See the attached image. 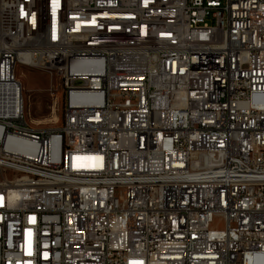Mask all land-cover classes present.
<instances>
[{
	"label": "built area",
	"instance_id": "1",
	"mask_svg": "<svg viewBox=\"0 0 264 264\" xmlns=\"http://www.w3.org/2000/svg\"><path fill=\"white\" fill-rule=\"evenodd\" d=\"M0 264H264V0H0Z\"/></svg>",
	"mask_w": 264,
	"mask_h": 264
},
{
	"label": "rangeland",
	"instance_id": "2",
	"mask_svg": "<svg viewBox=\"0 0 264 264\" xmlns=\"http://www.w3.org/2000/svg\"><path fill=\"white\" fill-rule=\"evenodd\" d=\"M16 76L23 85L24 118L35 128H58L64 121V93L55 72L18 65Z\"/></svg>",
	"mask_w": 264,
	"mask_h": 264
},
{
	"label": "bare ground",
	"instance_id": "3",
	"mask_svg": "<svg viewBox=\"0 0 264 264\" xmlns=\"http://www.w3.org/2000/svg\"><path fill=\"white\" fill-rule=\"evenodd\" d=\"M21 64H23V63H21ZM24 65V64H23ZM24 107H25V101H24Z\"/></svg>",
	"mask_w": 264,
	"mask_h": 264
}]
</instances>
